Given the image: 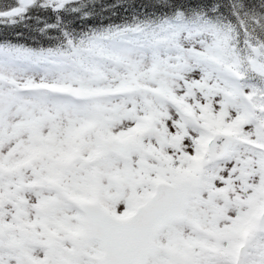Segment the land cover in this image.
Segmentation results:
<instances>
[{"label":"snow or ice","instance_id":"1","mask_svg":"<svg viewBox=\"0 0 264 264\" xmlns=\"http://www.w3.org/2000/svg\"><path fill=\"white\" fill-rule=\"evenodd\" d=\"M0 264H264V0H0Z\"/></svg>","mask_w":264,"mask_h":264},{"label":"trees","instance_id":"2","mask_svg":"<svg viewBox=\"0 0 264 264\" xmlns=\"http://www.w3.org/2000/svg\"><path fill=\"white\" fill-rule=\"evenodd\" d=\"M105 2H111V0H105ZM129 2H134L137 5L141 4V3H148L149 0H129Z\"/></svg>","mask_w":264,"mask_h":264}]
</instances>
